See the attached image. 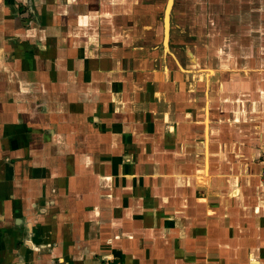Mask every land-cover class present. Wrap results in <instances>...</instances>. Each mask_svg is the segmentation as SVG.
I'll return each instance as SVG.
<instances>
[{
  "label": "crops",
  "instance_id": "obj_1",
  "mask_svg": "<svg viewBox=\"0 0 264 264\" xmlns=\"http://www.w3.org/2000/svg\"><path fill=\"white\" fill-rule=\"evenodd\" d=\"M263 168L264 0H0V264H264Z\"/></svg>",
  "mask_w": 264,
  "mask_h": 264
},
{
  "label": "built area",
  "instance_id": "obj_2",
  "mask_svg": "<svg viewBox=\"0 0 264 264\" xmlns=\"http://www.w3.org/2000/svg\"><path fill=\"white\" fill-rule=\"evenodd\" d=\"M262 176H263V178H264V168H263V170H262Z\"/></svg>",
  "mask_w": 264,
  "mask_h": 264
},
{
  "label": "bare ground",
  "instance_id": "obj_3",
  "mask_svg": "<svg viewBox=\"0 0 264 264\" xmlns=\"http://www.w3.org/2000/svg\"><path fill=\"white\" fill-rule=\"evenodd\" d=\"M169 4H170V2H169Z\"/></svg>",
  "mask_w": 264,
  "mask_h": 264
}]
</instances>
